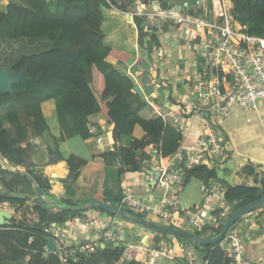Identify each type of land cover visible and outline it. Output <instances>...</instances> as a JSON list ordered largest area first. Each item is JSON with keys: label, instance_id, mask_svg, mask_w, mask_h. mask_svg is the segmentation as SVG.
Listing matches in <instances>:
<instances>
[{"label": "trees", "instance_id": "1", "mask_svg": "<svg viewBox=\"0 0 264 264\" xmlns=\"http://www.w3.org/2000/svg\"><path fill=\"white\" fill-rule=\"evenodd\" d=\"M231 1L233 17L241 25L242 33L264 38V0ZM158 2L161 8H170L169 0ZM135 6L151 10L152 3L151 0H0V52L11 48L14 52L12 58L26 54L11 66L12 72H21L18 82L12 85L13 92H0V108L11 105L13 101L19 107V110L0 114V155L14 168H22L45 193L48 201L46 205L40 204L27 178L0 166V188L5 191L3 195L0 191V206L5 205L2 209L13 216L10 226L0 228V264H61L56 252L45 254L47 242L53 240L48 229L87 212L53 208H74L85 204V200H73L72 186L79 176V170L87 163L86 160L75 155L65 158L69 174L67 181H62L65 196L61 197L55 196L47 178L28 170L32 166L31 147L25 142L24 130L31 126L37 135L42 136L48 132L41 109L43 102L54 100L58 117L67 118L74 134L82 140L95 137L89 131L92 125L90 118L93 116H100L111 127L115 148L110 152L105 150L99 155H93L92 161L95 163H105L107 157L117 154L128 158L133 163L129 168L137 171L141 168V158L139 160L135 156L136 150L144 152L148 148V153L144 152L148 159L149 151L154 148L162 161L166 162L185 143L184 136L172 127L170 121L164 120L157 99L152 107L136 87L133 77L109 61L114 59L127 63L132 56L104 43V12L116 9L125 13L135 9ZM133 23L137 29L138 47L146 52L147 59H151L154 52L162 48L159 39L161 32L167 31L168 27L179 30L178 26L169 23H159L160 26H157L149 22L147 16H136ZM34 41H46L50 47L39 52L32 46ZM136 65V68L131 69L132 73L141 68L140 62ZM157 110L161 115L155 112ZM135 126L144 131L143 140H133L131 145H122L123 139L132 136ZM97 135L101 134L97 132ZM122 171H119V176ZM245 172L251 175L253 170L246 166ZM192 178L207 183L218 178L217 170L205 166L185 170L184 184ZM256 185L225 187L224 196L231 212L264 196V185ZM121 191L119 189L111 205L121 206L122 210L132 214L120 203ZM92 209L112 216L98 207ZM260 209L256 211L261 212ZM29 215L32 218H28ZM135 227L137 234L130 247L115 246L114 243L107 244L100 240L96 242L94 251L86 255L75 252L72 258L68 257L67 264H113L120 262L125 253L130 258L126 264H143L146 255L137 252L135 247L144 236L149 237L154 247L160 242L171 245L168 241L171 238L181 244H188L179 237L159 234L141 226ZM220 228L221 225H215L195 234L208 232L214 237ZM101 244L105 245L103 249ZM192 251L201 261L198 264L228 262V246L223 240L209 246L193 245ZM173 264L190 263L185 257H179L175 258Z\"/></svg>", "mask_w": 264, "mask_h": 264}, {"label": "crops", "instance_id": "2", "mask_svg": "<svg viewBox=\"0 0 264 264\" xmlns=\"http://www.w3.org/2000/svg\"><path fill=\"white\" fill-rule=\"evenodd\" d=\"M169 1L171 2V0ZM155 25L160 26L159 24ZM168 26L170 25L168 24ZM102 30L105 36L104 43L107 46L130 53L132 56L127 63L110 59L111 64L133 77L136 87L142 92L152 107L155 106V99H157L158 104L161 106L159 110L163 112L164 120L169 122L167 115L170 112L179 113L182 108L192 103V80L201 62L184 47V42L181 41L177 28L169 29L168 27L167 31L159 34L162 48L155 51L151 59H147L146 52L138 47L137 29L133 19L129 18L128 15L118 12L116 9L105 11ZM182 33L181 31L180 34ZM32 44L39 52L45 51L50 47L46 41H34ZM13 53L11 48H6L5 51L0 52V69L11 68L16 60L22 55H26L22 54L19 57L15 56L12 58ZM16 53L19 52L17 51ZM137 62H140L141 68L134 70V73H132L131 69L137 67ZM41 109L48 126V132L41 136L35 134L31 126H27L24 130L25 142L29 143L31 147L30 159L32 166L28 170L47 178L51 187H53L55 196H65L62 181H67L68 178L69 168L65 158L70 155L80 157L87 162L79 170V176L72 186L73 200H85V204L95 200L112 206L111 202H115L117 192L123 187H131L137 198L149 206L156 205L162 196L167 195L165 191L158 188L154 178H151L153 171L150 168V151L148 155L150 157L146 158L148 148L144 151L146 154L142 150L134 152L139 160L141 158V168L137 171L129 168V166H133V163L128 158L125 159L117 154L107 157L105 163H95L92 161L93 155H99L105 150L110 152L115 148L111 127L107 126L100 116L90 118V124L97 128L98 133L101 134L99 137L102 138V145L96 144V146L95 137L89 140H82L74 134L67 118L58 117L54 100L43 102ZM11 110H19L14 101L11 105L0 108V114ZM160 111L157 110L155 112L161 115ZM222 125V137L224 138L226 152L224 158L218 160L215 166L211 168L217 170L218 178L215 180L223 184L224 187H235L237 185L242 186L241 183L244 182V177H247L246 186L255 185V183H257L256 186L264 185V105L262 104L259 109L254 111H242L232 107ZM201 128L202 123L191 117L186 124L184 142L194 141ZM144 137V131L139 126H135L132 136L128 139H123L122 145H131L133 140L140 141ZM7 166L11 165L4 159V165L1 164L2 169L12 173H15L14 169L24 172L22 168L11 166L12 170L10 168L7 169ZM246 166H250L251 171L253 170L251 175L245 172ZM120 170H123V173L119 176ZM205 185L206 183L202 180L192 178L179 190L180 211L176 213V216L181 220L179 229L193 234L201 231L193 232L189 230L186 225V218L192 212L201 210L204 202L203 190ZM228 207L231 214V208L229 205ZM92 208L87 211L102 215L110 220L114 219V224L118 228V238L114 244L118 243L117 246L122 245L128 248L133 243L134 236L137 234L135 225L118 216L104 215ZM115 208L121 209V206ZM260 210L261 212L255 211L248 215L253 218L251 224L245 223L244 220L241 221V246L243 254L248 260H259L264 255V206ZM228 216L229 214L226 216L225 221ZM141 218L155 224L165 225L148 214H141ZM166 226L171 227L170 225ZM60 228L63 232L61 241L63 252L69 258L73 257L72 251L76 247L90 244L97 240L92 236L90 230L80 229L70 222L61 224ZM198 236L211 238L208 232ZM168 241L175 252V258L184 257L186 249L192 251L193 245L189 243L181 244L174 238ZM48 253L53 252H49L46 246L45 254L47 255ZM193 256L195 257L194 252ZM129 261L130 258L125 253L120 262L113 264H126ZM150 263L173 264V262L163 258H156ZM189 263L196 264L194 258L189 260Z\"/></svg>", "mask_w": 264, "mask_h": 264}, {"label": "built area", "instance_id": "3", "mask_svg": "<svg viewBox=\"0 0 264 264\" xmlns=\"http://www.w3.org/2000/svg\"><path fill=\"white\" fill-rule=\"evenodd\" d=\"M169 3L170 8L163 9L158 0H152L151 10L135 6V9L122 14L131 19L147 16L151 23L156 21L158 24L178 26L181 41L201 63L192 80V103L182 108L181 112L172 111L167 116L182 136L191 117L200 121L202 128L194 141L183 143L166 162L162 161L156 149L151 148V178L155 179L158 174L156 185L167 195L162 196L156 205L149 206L137 198L131 187H123L120 203L131 215L148 214L163 224L179 229L181 220L176 216L180 211L178 192L184 184L185 170L195 166L211 169L217 160L224 158L226 147L222 124L232 107L254 111L264 105V38L242 33L241 25L233 17L231 0H175ZM89 127L95 136V143L102 145V138L96 136L97 128L92 125ZM203 192L201 210L192 212L186 218L187 228L193 232L221 225L230 215L223 184L209 180ZM109 220L87 211L68 221L80 229L90 230L97 239L93 244L90 243L92 245L89 248L86 246L90 244L76 247L72 254L77 252L86 255L94 251L96 242L100 240L107 244L116 242L118 228L114 219ZM243 220L251 224L253 218H240L224 236L223 243L228 246L227 264H264V255L259 260H248L243 254L240 240ZM60 229V225H52L48 231L56 243L55 252L60 263L67 264L69 258L63 252V232ZM135 248L146 255L143 264H151L156 258L171 262L175 260V252L167 242H160L157 247L140 242ZM184 257L188 261L194 258L196 264L201 262L191 250L186 249Z\"/></svg>", "mask_w": 264, "mask_h": 264}, {"label": "water", "instance_id": "4", "mask_svg": "<svg viewBox=\"0 0 264 264\" xmlns=\"http://www.w3.org/2000/svg\"><path fill=\"white\" fill-rule=\"evenodd\" d=\"M154 24H157V22L155 21ZM20 77H21V72L14 73L12 72L11 68L0 69V92L12 93L13 92L12 85L17 83ZM0 161L1 162L4 161L1 155H0ZM13 171L16 174H19L22 177L27 178L31 182L36 199L39 201L40 204H43V205L48 204V201L45 199V193L41 190L40 187H38L34 183L33 179L26 172H22L18 169H14ZM157 178H158V174L155 175V179H154L155 183L157 181ZM243 181L245 183L242 182L241 185L246 186L247 177H244ZM0 191H1V195L5 194V191L3 189L0 188ZM21 197L23 198V196ZM262 206H264V196L254 200L253 202L247 204L244 207L239 208L238 210H235L228 216L227 220L222 224L219 230V233L216 236L211 237V238H203L196 234L190 233L189 231H186V230L168 227V226H164L160 224H155L141 217L131 215L130 213L124 210H121L119 208H115V207L100 203L95 200L89 201L88 203L82 206L74 207V208L60 207V206H53V208L62 209L68 212H85L91 209L92 207H98L101 210L105 211L106 213L111 214L113 216H118L135 226H141L145 229L152 230L154 232H157L159 234H164L166 236L182 238L191 245L209 246V245H213V244H216L222 241L224 239L226 232L232 226L233 223H235L237 220L242 218L245 214L252 213L256 211L257 209L261 208ZM12 217H13L12 214L9 213L8 211L0 210V228L10 226ZM142 240L146 244L152 243V241L148 238V236H144ZM114 245L117 246L118 243H115ZM46 246L48 247L49 252L56 251V245L53 241L51 240L48 241ZM100 247L103 249L105 245L102 244Z\"/></svg>", "mask_w": 264, "mask_h": 264}, {"label": "rangeland", "instance_id": "5", "mask_svg": "<svg viewBox=\"0 0 264 264\" xmlns=\"http://www.w3.org/2000/svg\"><path fill=\"white\" fill-rule=\"evenodd\" d=\"M151 1H152V0H151ZM171 1H172V0H171ZM176 1H179V0H176ZM184 47L186 48V45H185V44H184ZM191 53H192V52H191ZM192 54H193V53H192ZM193 55H194V54H193ZM195 71H196V70H195ZM89 131H90V127H89ZM217 161H218V160H217ZM1 164L4 165V161H3V162L0 161V166H1ZM1 168H2V167H1ZM6 168H7V169L10 168V169L13 170V168H11V166H9V167L7 166ZM1 208H2V207H1ZM3 208H4V206H3ZM15 215H19V213H15ZM28 218H32V215H29ZM156 220H157V219H156ZM164 226H166V224H165Z\"/></svg>", "mask_w": 264, "mask_h": 264}, {"label": "clouds", "instance_id": "6", "mask_svg": "<svg viewBox=\"0 0 264 264\" xmlns=\"http://www.w3.org/2000/svg\"><path fill=\"white\" fill-rule=\"evenodd\" d=\"M3 206H5V205H2V207H3ZM0 210H4V209L1 208Z\"/></svg>", "mask_w": 264, "mask_h": 264}]
</instances>
